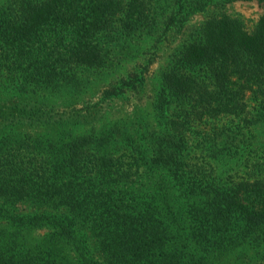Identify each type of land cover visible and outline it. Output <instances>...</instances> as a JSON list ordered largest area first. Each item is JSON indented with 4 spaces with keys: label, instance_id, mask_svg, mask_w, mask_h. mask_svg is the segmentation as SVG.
Listing matches in <instances>:
<instances>
[{
    "label": "trees",
    "instance_id": "trees-1",
    "mask_svg": "<svg viewBox=\"0 0 264 264\" xmlns=\"http://www.w3.org/2000/svg\"><path fill=\"white\" fill-rule=\"evenodd\" d=\"M157 1L0 2V264H264V177L247 171L264 15L252 33L208 19L145 103L107 119L121 86L144 89L147 68L121 65L138 40L182 23ZM237 160L245 176H215Z\"/></svg>",
    "mask_w": 264,
    "mask_h": 264
},
{
    "label": "rangeland",
    "instance_id": "rangeland-1",
    "mask_svg": "<svg viewBox=\"0 0 264 264\" xmlns=\"http://www.w3.org/2000/svg\"><path fill=\"white\" fill-rule=\"evenodd\" d=\"M1 1L2 0H0V2ZM202 3L203 4L200 3V0H183L178 5L176 4V0L157 1V20H182V23L172 25L169 29H166L164 25L160 24L155 33L151 32L147 34V36H143L141 40H138L140 48L137 54H134L136 58L133 60L131 59L129 65H125L123 62H121V65H124V67L129 70L130 66H133V64L137 62L147 68L144 89H141L136 94L130 91V85L121 86L122 92L125 91L126 93L120 98L115 99V101L110 104V107L107 106L105 108L104 112L108 110L105 114L107 119L120 115V113L123 112H130L132 109H135L137 105L145 103L148 94L152 95L153 91L158 90L160 75L167 66H170V61L173 59L172 57H175L184 45L192 42V38L198 34L199 30L208 19L217 18L225 14L239 20L243 27L248 32L252 33L259 18L264 15V3H259L257 0H236L232 2L226 0H204ZM121 65L119 66L121 67ZM124 72V68H117V70L114 71L113 77H115V81L118 83L114 87H120V80L125 78L122 75ZM247 96V108L252 109L254 104L252 95L248 94ZM85 98L87 97L85 96ZM88 99L91 100L92 103L97 100V98L93 99L92 96ZM148 102L147 110H149ZM77 107L79 108L80 105H77ZM100 122L101 121L97 122L95 125L100 126ZM236 122H238V119ZM242 125L243 121L241 120V126ZM260 127L264 128V124H259L258 129ZM251 128L255 129L256 126L253 125ZM260 143H262L261 148L258 150L256 149L255 156L252 155L251 160L248 162L252 166L251 168H247V171L251 172L253 176L262 178L264 177V136H262ZM195 163L199 165L201 164V160L195 157ZM243 165L244 162L241 163L238 160L237 162H232L231 165L219 164V174L217 172L215 176H219L220 178H224L226 175L245 176V173H242V167L245 170ZM24 211L27 212L28 209ZM47 232L46 229L35 231L31 235V241L36 240ZM248 256L254 257L255 255L250 252Z\"/></svg>",
    "mask_w": 264,
    "mask_h": 264
}]
</instances>
